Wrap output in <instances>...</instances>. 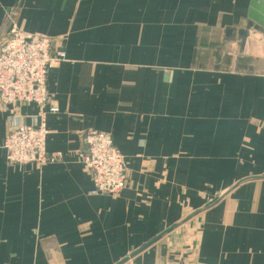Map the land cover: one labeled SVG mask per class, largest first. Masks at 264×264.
I'll list each match as a JSON object with an SVG mask.
<instances>
[{
	"label": "crops",
	"instance_id": "0c3cea01",
	"mask_svg": "<svg viewBox=\"0 0 264 264\" xmlns=\"http://www.w3.org/2000/svg\"><path fill=\"white\" fill-rule=\"evenodd\" d=\"M244 19L264 28V0H0V45L15 25L67 52L48 70L58 161L10 165L41 110L0 105V264H118L175 225L130 261L264 264V37L215 58ZM92 130L125 157L118 196L90 195Z\"/></svg>",
	"mask_w": 264,
	"mask_h": 264
},
{
	"label": "built area",
	"instance_id": "2783aa9c",
	"mask_svg": "<svg viewBox=\"0 0 264 264\" xmlns=\"http://www.w3.org/2000/svg\"><path fill=\"white\" fill-rule=\"evenodd\" d=\"M50 46L49 37L25 33L15 25L0 45V105L20 107L34 103L41 110L32 124H15L16 129L7 136L5 149L10 165L58 161L46 148L50 133L46 116L60 111L59 101L48 99V70L66 64L67 52L63 45L51 52ZM85 140L83 161L92 174L90 195H120L127 184L124 155L108 133L92 130L86 133Z\"/></svg>",
	"mask_w": 264,
	"mask_h": 264
},
{
	"label": "water",
	"instance_id": "95a60500",
	"mask_svg": "<svg viewBox=\"0 0 264 264\" xmlns=\"http://www.w3.org/2000/svg\"><path fill=\"white\" fill-rule=\"evenodd\" d=\"M253 35H261L264 37V28L248 19L242 20L239 23V25L233 28L226 29L222 40V44L215 52L216 60L217 61L221 60L226 53L231 52L234 45H236L239 48L240 54L249 55L251 48V40H252L251 38ZM177 227L178 225L171 227L170 229H168L167 231L156 237L154 240L143 246L135 254L139 253L140 251H142L152 243L158 241L160 238H162L163 236H165L166 234H168L170 231L174 230ZM135 254L131 255V257L123 259L118 264L128 263Z\"/></svg>",
	"mask_w": 264,
	"mask_h": 264
}]
</instances>
